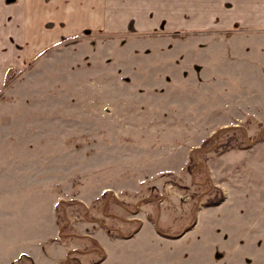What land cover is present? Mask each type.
Segmentation results:
<instances>
[{
    "label": "rangeland",
    "instance_id": "1",
    "mask_svg": "<svg viewBox=\"0 0 264 264\" xmlns=\"http://www.w3.org/2000/svg\"><path fill=\"white\" fill-rule=\"evenodd\" d=\"M83 4L0 50V264L59 234L53 208L59 264H264V19Z\"/></svg>",
    "mask_w": 264,
    "mask_h": 264
},
{
    "label": "crops",
    "instance_id": "2",
    "mask_svg": "<svg viewBox=\"0 0 264 264\" xmlns=\"http://www.w3.org/2000/svg\"><path fill=\"white\" fill-rule=\"evenodd\" d=\"M86 1L87 0H0V50L11 51L13 48V42H11L13 36L15 38L14 42L18 45L17 42L23 40L20 34L22 28L32 33V29H34L35 26L39 27V25H41L45 27L46 19L58 22L65 21L67 27H76L80 25L77 22L73 23L72 20L78 10L73 8L70 15H67L66 6L68 4H81L80 6L83 7V3ZM187 2L218 4L219 20H226L227 25H230V27H228L234 30L253 26L250 24L251 22L264 19V0H187ZM69 21H72V23ZM17 27H21L20 30ZM45 34L46 32L42 34L44 41L46 40ZM34 35L33 33H28L27 39L25 40L24 38L26 44L28 43V47H24L25 50H30L29 46H31L32 41L36 39ZM52 220L55 223L56 229H59L60 234L61 226L55 208H53ZM59 234L54 232L52 235L38 241L39 245L42 244L39 249L22 251L6 264H19L20 262H23L22 264H59L69 260L74 256L71 252H74L77 248L71 245L68 246L66 239L62 238ZM91 239L92 241L96 240L95 238ZM95 245L98 247L96 250L94 248V250L98 253L101 252L103 248L99 246L101 245L100 242L98 241ZM38 253H41V255H38ZM99 257H101L100 254ZM99 257L96 260V264H100L105 260ZM22 258L24 259L23 261L21 260ZM25 261H29L30 263Z\"/></svg>",
    "mask_w": 264,
    "mask_h": 264
},
{
    "label": "trees",
    "instance_id": "3",
    "mask_svg": "<svg viewBox=\"0 0 264 264\" xmlns=\"http://www.w3.org/2000/svg\"><path fill=\"white\" fill-rule=\"evenodd\" d=\"M238 129L243 130L242 128H238ZM210 140H211V139H209V140L207 139L206 141H204V142L202 143V145L204 146V143H205V142L207 143V142L210 141ZM206 143H205V144H206ZM213 144H214V143H213ZM202 145H201L200 147H202ZM200 147H199V148H195V149L198 150V149H200ZM220 200H221V199H220ZM220 200H219V201H220ZM219 201H216V200H209L206 204H208V205H211V204H217V203H219ZM96 241H97V240H96ZM97 242H98V241H97Z\"/></svg>",
    "mask_w": 264,
    "mask_h": 264
},
{
    "label": "water",
    "instance_id": "4",
    "mask_svg": "<svg viewBox=\"0 0 264 264\" xmlns=\"http://www.w3.org/2000/svg\"><path fill=\"white\" fill-rule=\"evenodd\" d=\"M257 138H258V136H257Z\"/></svg>",
    "mask_w": 264,
    "mask_h": 264
}]
</instances>
